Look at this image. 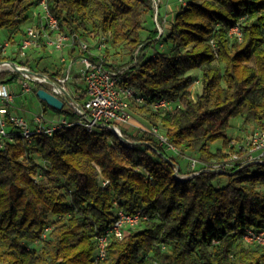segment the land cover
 Returning a JSON list of instances; mask_svg holds the SVG:
<instances>
[{"label": "trees", "instance_id": "16d2710c", "mask_svg": "<svg viewBox=\"0 0 264 264\" xmlns=\"http://www.w3.org/2000/svg\"><path fill=\"white\" fill-rule=\"evenodd\" d=\"M38 2L0 0V30L12 45L33 23L37 10L27 13ZM46 2L63 33L81 40L105 36L102 53L128 50L124 65L90 58L115 70L129 67L122 80L145 99L137 112L180 155L208 164L242 152L226 134L232 118L264 129V0H188L159 41L155 29L141 37L151 0ZM234 26L240 38L229 33ZM137 49L142 53L133 63ZM10 59L0 52V62ZM193 70L200 72L194 97ZM13 79L0 73V81ZM75 86L82 98L84 86ZM160 99L171 107L154 110ZM41 103L45 112L48 106ZM54 111L78 118L65 108ZM141 133L147 137L122 130L124 139L138 144L133 147L108 129L87 132L79 126L35 134L30 142H6L0 148V264H93L94 237L109 228L117 209L140 211L146 220L113 239L99 264H264V247L242 240L246 228L264 229V165L180 180L174 168L187 171L175 160L179 155ZM216 141L220 147L211 150ZM219 175L228 177L220 187ZM45 227H51L47 239L36 243Z\"/></svg>", "mask_w": 264, "mask_h": 264}, {"label": "built area", "instance_id": "2783aa9c", "mask_svg": "<svg viewBox=\"0 0 264 264\" xmlns=\"http://www.w3.org/2000/svg\"><path fill=\"white\" fill-rule=\"evenodd\" d=\"M182 6L186 5L184 0H179ZM161 0H151L152 20L157 31L156 40L159 41L166 33L165 25H161L160 18ZM163 21V19H162ZM165 22V21H163ZM229 33L240 38L238 26L230 29ZM95 52H90L89 44L85 40L79 39L76 35L63 33L57 19L48 9L46 0H39L37 14L33 23L23 28L19 42L15 45L6 40L0 45V52L5 54L8 49L14 60L0 62V73L7 72L17 78L21 86V94L33 93L41 88L51 95L59 98L63 102V108L78 115L72 120L66 116L47 120L44 111L34 115L32 120H27L21 114L12 110L14 100L18 95L14 87L0 81V148L6 142L15 143L19 138L30 142L33 135L45 134L52 136L54 132L63 128L79 126L87 132H94L100 129L114 131L115 135L123 144L128 147L135 146L132 141L123 138V126L130 124L132 106H140L145 103L144 96L137 87L124 83L123 74L129 68L124 67L119 70L108 68L99 61H94L91 56H101L106 48L105 36L93 38ZM48 49L62 51L74 49L75 55L83 65L78 73V77L84 86V95L79 98V92H71L70 86L73 81L72 64L60 70L59 74L50 75L43 71H32L27 64L18 63L17 59H26L31 52L46 51ZM139 54V49L135 51L134 62ZM74 56V57H75ZM102 59V56L100 57ZM61 63L65 65V58L61 57ZM20 74V78L16 75ZM154 110H167L171 107V102L160 99L153 103ZM106 127V128H104ZM129 132V130H128ZM160 146L170 150H175L168 143L167 137L156 127L148 129ZM242 152L229 154L224 160L213 163H201L198 159L189 158L188 168L185 174L179 173L178 167L174 168V177L180 180L190 179L201 172L223 174L234 167H243L246 164L264 165V129H257L245 139L242 145ZM108 181L102 182L103 186ZM146 220V216L137 211L134 214H127L121 209H117L114 214L113 223L106 230L95 235V257L93 264H99L107 258L108 247L113 239H121L128 229L134 230L141 221ZM51 227H45L41 237L36 243H42L47 239ZM242 240L251 245L264 247V229L246 228ZM31 247V246H29ZM162 248H164L162 246Z\"/></svg>", "mask_w": 264, "mask_h": 264}, {"label": "rangeland", "instance_id": "374dc122", "mask_svg": "<svg viewBox=\"0 0 264 264\" xmlns=\"http://www.w3.org/2000/svg\"><path fill=\"white\" fill-rule=\"evenodd\" d=\"M188 0H184V2H187ZM172 6L174 8V13L170 15L169 18H167L166 22H163L162 19L159 20L161 22V25H165L166 32L169 30L170 22L173 20V17L175 13L180 9L181 5L179 3V0H161L160 4V18L163 16V12L165 11L166 6ZM36 7H32L27 15L32 16L34 11H36ZM150 14L152 15V11H150ZM149 13L143 15V31H141V37L145 38L148 34V31H152L155 29L154 22L151 18V15ZM8 35V33H7ZM6 31L0 30V45L6 41ZM89 44V50L90 52H95L94 48V42L91 40H85ZM12 45V44H11ZM107 47V46H106ZM157 49L160 48V50L164 49L165 46L160 45L159 47H156ZM142 53V51L140 52ZM139 53V54H140ZM13 53L10 52V49L6 51L3 56H8ZM146 54V52H144ZM75 56V55H74ZM73 54H69L67 49H64L62 51H56L52 49H48L46 51H36L30 56H28L26 59H17L18 63H21L22 61L26 60L27 65L32 69V71H43L51 74H58L60 69H64L65 66H69L72 64V74H73V81L72 85L70 86L71 92L74 93L76 89V84L80 87H83L82 81H77L75 76L78 75L79 71L82 69L83 65L79 61V57H74ZM101 56H105L106 61L113 65V66H119L124 65L129 57L128 50L124 47H120L117 49H108L107 52L102 53ZM61 57L65 58V65L61 63L60 59ZM191 74H193L196 78L193 85L190 87L191 94L193 97L200 91V72L198 70L191 71ZM16 75L20 78V74L16 73ZM9 86H12L15 88L16 93L18 94L14 100V104L12 110L14 112L21 114L24 116L27 120H32L34 115L41 114L43 111V104L39 101V99L35 96L34 93H28V94H21V86L17 81V78L7 82ZM131 113V121L130 124L123 126L124 130H129V132H133L134 134L138 135L141 139L146 138L147 136L144 135L143 131L148 132V125L143 118L142 115H140L135 106H132L130 109ZM64 115L56 113L53 109L47 107L46 111L44 112V117L47 120H52L57 117H63ZM229 127L226 131V134L232 139V142L230 146L234 145V147L237 149L241 145L244 144L245 139L250 136L253 132H255L258 128L254 124H243V121L240 118H232L229 122ZM221 142L216 141L211 144V150L216 149L217 147H220ZM165 151L168 154H173L174 156H178L175 158V160L179 163V165L184 168L187 159L183 158L186 157V155H180L179 152L173 151L170 149L165 148ZM228 152V151H227ZM233 154V153H231ZM229 155V154H228ZM191 157V156H190ZM228 177L226 175H219L216 186H223L227 183ZM83 180L80 179V183L82 184ZM134 230H137L135 228Z\"/></svg>", "mask_w": 264, "mask_h": 264}, {"label": "water", "instance_id": "95a60500", "mask_svg": "<svg viewBox=\"0 0 264 264\" xmlns=\"http://www.w3.org/2000/svg\"><path fill=\"white\" fill-rule=\"evenodd\" d=\"M35 96L39 99V101L45 103L48 107L54 110H61L63 108V102L55 97L54 95L49 94L45 90L39 88L35 91ZM106 128V127H104ZM114 134L115 132L112 131ZM134 145H138L137 143L133 142ZM165 160L168 161V158L163 156Z\"/></svg>", "mask_w": 264, "mask_h": 264}, {"label": "crops", "instance_id": "0c3cea01", "mask_svg": "<svg viewBox=\"0 0 264 264\" xmlns=\"http://www.w3.org/2000/svg\"><path fill=\"white\" fill-rule=\"evenodd\" d=\"M163 13H164V14H163V16L161 17V19H163V21L166 22V21H167V18H169L170 15L174 13V8H173L172 6H170V5H168V6L165 7V11H164ZM237 149H238V148H237ZM183 158L187 159V160H186L187 163H186V165H185L184 168H182L181 166H180V167H181L184 171H187V168H188V159H189V158H186V157H183Z\"/></svg>", "mask_w": 264, "mask_h": 264}]
</instances>
